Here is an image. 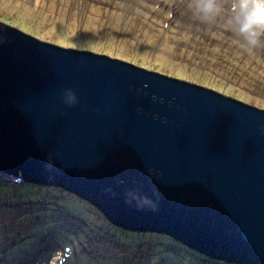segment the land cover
Here are the masks:
<instances>
[{
  "label": "water",
  "instance_id": "obj_1",
  "mask_svg": "<svg viewBox=\"0 0 264 264\" xmlns=\"http://www.w3.org/2000/svg\"><path fill=\"white\" fill-rule=\"evenodd\" d=\"M0 171L78 195L115 226L264 264V108L2 21Z\"/></svg>",
  "mask_w": 264,
  "mask_h": 264
},
{
  "label": "rangeland",
  "instance_id": "obj_2",
  "mask_svg": "<svg viewBox=\"0 0 264 264\" xmlns=\"http://www.w3.org/2000/svg\"><path fill=\"white\" fill-rule=\"evenodd\" d=\"M0 21L264 108V48L245 52L224 25L190 26L177 0H0ZM16 178L0 173V264H54L67 247L66 264H227L168 234L117 229L78 195Z\"/></svg>",
  "mask_w": 264,
  "mask_h": 264
},
{
  "label": "clouds",
  "instance_id": "obj_3",
  "mask_svg": "<svg viewBox=\"0 0 264 264\" xmlns=\"http://www.w3.org/2000/svg\"><path fill=\"white\" fill-rule=\"evenodd\" d=\"M177 7L190 26L208 31L227 26L245 52L264 48V0H177ZM63 99L69 105L78 102L71 88L65 89ZM14 180L22 182L19 178ZM70 255L71 248L67 247L56 257L54 264H66Z\"/></svg>",
  "mask_w": 264,
  "mask_h": 264
},
{
  "label": "bare ground",
  "instance_id": "obj_4",
  "mask_svg": "<svg viewBox=\"0 0 264 264\" xmlns=\"http://www.w3.org/2000/svg\"><path fill=\"white\" fill-rule=\"evenodd\" d=\"M1 174H2V172H0ZM138 231V230H137ZM155 231V230H154ZM157 232V231H156ZM166 234V233H165ZM33 244V243H32ZM32 244H30V245H32ZM34 248H36L37 250L38 249H40V246H38V245H36V247H34ZM37 257V255L36 256H32V257H28V258H23L21 261H20V264H35V263H40L39 261H38V259L36 258ZM43 259H45V258H43Z\"/></svg>",
  "mask_w": 264,
  "mask_h": 264
},
{
  "label": "trees",
  "instance_id": "obj_5",
  "mask_svg": "<svg viewBox=\"0 0 264 264\" xmlns=\"http://www.w3.org/2000/svg\"><path fill=\"white\" fill-rule=\"evenodd\" d=\"M34 184H35L34 186H41V185H38V184H36V183H34ZM41 187H42V186H41ZM99 211H100V210H99ZM100 212H101V211H100ZM105 219H106V218H105ZM117 229H120V230L122 229V230H124V231L127 230V229H125V228H123V227H120V228H117ZM136 231H137V230H136ZM154 232H155V233H158V234H161V233L156 232V231H153V233H154ZM164 235H165V234H164ZM167 237H169L170 240H172V241L174 240L171 236H167ZM175 241H178V240H174V242H175ZM178 242H179V241H178ZM180 244H182V243L180 242ZM181 246H182V245H181ZM185 246H186V245H185ZM187 247H188V246H187ZM187 247H186V248H187Z\"/></svg>",
  "mask_w": 264,
  "mask_h": 264
}]
</instances>
